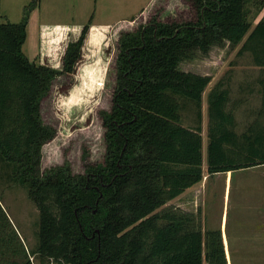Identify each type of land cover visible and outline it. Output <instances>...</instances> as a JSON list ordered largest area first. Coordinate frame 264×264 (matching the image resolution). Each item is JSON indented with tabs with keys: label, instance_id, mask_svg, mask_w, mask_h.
Instances as JSON below:
<instances>
[{
	"label": "trees",
	"instance_id": "trees-1",
	"mask_svg": "<svg viewBox=\"0 0 264 264\" xmlns=\"http://www.w3.org/2000/svg\"><path fill=\"white\" fill-rule=\"evenodd\" d=\"M191 21L162 22L154 15L117 41L115 86L101 163L75 175L62 166L42 171L41 148L52 139L40 104L60 77L71 78L82 59L90 22L61 57V69L24 55L27 11L20 23L0 15V163L23 187L39 219L37 243L27 251L0 205V264H227L221 234L191 227L192 218L158 210L208 176L264 165V130L234 132L220 83L208 98L206 168L203 170L201 105L211 78L179 69L190 54L207 55L228 43L264 68V0H186ZM67 82L65 89L70 88ZM196 110V126L181 125L180 102ZM243 140L240 142V138Z\"/></svg>",
	"mask_w": 264,
	"mask_h": 264
},
{
	"label": "rangeland",
	"instance_id": "rangeland-1",
	"mask_svg": "<svg viewBox=\"0 0 264 264\" xmlns=\"http://www.w3.org/2000/svg\"><path fill=\"white\" fill-rule=\"evenodd\" d=\"M252 28L264 8L250 5ZM27 11L26 41L22 52L29 61L54 70L61 69L66 45L90 22L82 59L68 80L58 78L40 104L42 125L51 130L52 139L41 148L42 171L68 166L75 175L88 163H101L105 154L100 114L108 112L115 86L117 41L121 33L134 31L152 16L162 22L191 21L194 10L186 0H0L1 22L20 23ZM237 47L225 43L207 55L190 54L179 69L211 81L202 95L201 136L203 170L206 168L208 98L218 83L228 91L225 110L234 117V132L250 136L264 130V68L252 62L250 53L238 55ZM70 88L65 89L66 83ZM181 125L194 128L196 110L180 102ZM264 135V133H262ZM240 138L242 142L243 138ZM258 167V166H257ZM249 168L230 177L208 176L186 190L161 210L191 217V227L221 234L227 264H264V167ZM11 168L0 163V205L27 251L37 243L39 214L23 187L11 182ZM228 243L225 249L224 236ZM30 264H40L30 255ZM55 264V263H52Z\"/></svg>",
	"mask_w": 264,
	"mask_h": 264
},
{
	"label": "crops",
	"instance_id": "crops-1",
	"mask_svg": "<svg viewBox=\"0 0 264 264\" xmlns=\"http://www.w3.org/2000/svg\"><path fill=\"white\" fill-rule=\"evenodd\" d=\"M82 29V28H81ZM89 32H90V27H89ZM79 33H80V31H79ZM264 167V165H261V166H258L257 168H263ZM236 172H233V173H231V172H229V173H226V174H222V175H224L225 177H226V189H227V187H228V185L230 184V177L232 176V175H234ZM205 176V175H204ZM199 185V184H198ZM197 186V185H196ZM195 187V186H194ZM224 238V245H225V249H227L228 248V243H227V241H226V239H225V235L223 236ZM229 249V248H228ZM227 249V250H228Z\"/></svg>",
	"mask_w": 264,
	"mask_h": 264
}]
</instances>
